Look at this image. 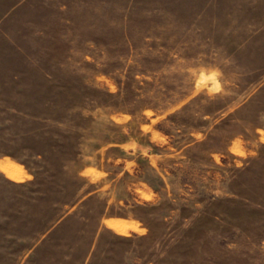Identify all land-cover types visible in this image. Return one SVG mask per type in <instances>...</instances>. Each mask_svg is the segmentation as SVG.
I'll return each instance as SVG.
<instances>
[{"label":"rangeland","instance_id":"obj_1","mask_svg":"<svg viewBox=\"0 0 264 264\" xmlns=\"http://www.w3.org/2000/svg\"><path fill=\"white\" fill-rule=\"evenodd\" d=\"M34 4L0 32V264H264V0Z\"/></svg>","mask_w":264,"mask_h":264},{"label":"crops","instance_id":"obj_2","mask_svg":"<svg viewBox=\"0 0 264 264\" xmlns=\"http://www.w3.org/2000/svg\"><path fill=\"white\" fill-rule=\"evenodd\" d=\"M33 2L35 3V9L38 11V7L41 6L43 0H0V32L8 34L10 31L9 25L5 23L21 14L20 11Z\"/></svg>","mask_w":264,"mask_h":264},{"label":"bare ground","instance_id":"obj_3","mask_svg":"<svg viewBox=\"0 0 264 264\" xmlns=\"http://www.w3.org/2000/svg\"><path fill=\"white\" fill-rule=\"evenodd\" d=\"M6 167H8V166H6ZM6 170H7L8 172L11 173V171H12L13 169L10 171V169H7V168H6ZM14 171H15V169H14ZM17 171H18V170H17ZM17 171H16L15 173H17ZM18 173H19V172H18ZM12 174H14V173L12 172ZM117 224H118V223H117Z\"/></svg>","mask_w":264,"mask_h":264}]
</instances>
